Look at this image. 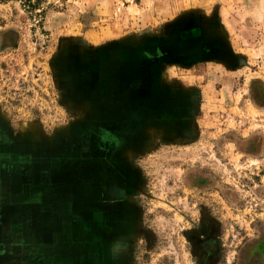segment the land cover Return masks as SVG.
<instances>
[{"label":"rangeland","instance_id":"374dc122","mask_svg":"<svg viewBox=\"0 0 264 264\" xmlns=\"http://www.w3.org/2000/svg\"><path fill=\"white\" fill-rule=\"evenodd\" d=\"M191 2L0 0V166L32 146H64L57 151L80 167L110 163L117 150L136 176L133 210L118 215L132 229L118 264H264V21L250 33L240 23L236 66L178 71L199 87L196 114L170 115L168 98L166 117L102 109L119 95L143 97L125 83L129 49L164 43ZM90 247L107 246L83 250L98 264ZM23 249L0 245V256L30 264Z\"/></svg>","mask_w":264,"mask_h":264},{"label":"crops","instance_id":"0c3cea01","mask_svg":"<svg viewBox=\"0 0 264 264\" xmlns=\"http://www.w3.org/2000/svg\"><path fill=\"white\" fill-rule=\"evenodd\" d=\"M174 19L161 38L164 43L158 40L140 50L129 49L135 56L127 62L125 83H130L128 92L131 84H140L137 91L143 97L119 95L102 109L112 116L166 117L168 98L174 104L170 115L177 116V110L180 118L196 114L203 100L199 87L183 84L178 73L198 72L212 62L239 64L233 44L240 36V23L250 33L264 21V0H192ZM173 71L174 76L169 74ZM184 100L189 108L183 113ZM146 101L150 105L145 107ZM32 147L29 152L16 151L14 161L0 166V245L17 246L19 253L29 246L30 264H81V260L87 264L83 250L100 244L107 247L99 252L90 247V257L98 256V264H118L120 239L132 231L127 221H118V215L133 210L134 170L125 160L119 163L117 150L100 156L110 163L80 167L70 166L64 151H57L64 146H47L41 153L38 146ZM0 262L6 264V259L0 256Z\"/></svg>","mask_w":264,"mask_h":264},{"label":"trees","instance_id":"16d2710c","mask_svg":"<svg viewBox=\"0 0 264 264\" xmlns=\"http://www.w3.org/2000/svg\"><path fill=\"white\" fill-rule=\"evenodd\" d=\"M24 1H28L29 3H30V0H24ZM35 4H33V6H34Z\"/></svg>","mask_w":264,"mask_h":264}]
</instances>
